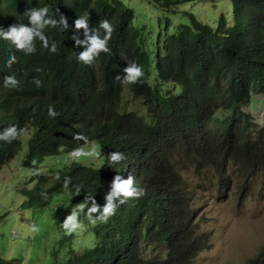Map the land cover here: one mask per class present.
Listing matches in <instances>:
<instances>
[{"label":"trees","instance_id":"1","mask_svg":"<svg viewBox=\"0 0 264 264\" xmlns=\"http://www.w3.org/2000/svg\"><path fill=\"white\" fill-rule=\"evenodd\" d=\"M45 3L69 25L63 32L46 30L55 52L35 41L36 51L25 54L0 39V127L10 122L19 129L16 139L0 141V169L29 131L23 164L33 171L26 184L36 183L20 191L28 206L68 194V210L49 220L54 228L86 196L102 205L116 172L133 175L144 189L104 223H90L82 212V229H62L61 264H194L208 238L198 214L206 190H228L236 171L245 173L238 189L251 174L261 171L264 177V110L257 120L244 109L264 104V0H0V27L27 24L22 13ZM189 3L209 5L203 20L194 10H179ZM148 10L178 21L170 26L173 19H164L161 46L159 32L156 45L146 34ZM85 11L90 27L100 19L112 25L109 51L92 65L76 60L83 46L72 39L73 21ZM76 33L83 39L82 29ZM10 54L16 59L5 66ZM121 54L142 67L136 82L114 79L126 64ZM5 75H14L18 85L4 86ZM135 103L143 110L128 106ZM49 104L58 116H47ZM76 132L87 143L74 139ZM91 143L99 149V162L72 160L60 171L41 173L45 158ZM110 151L125 159L109 166ZM65 177L71 178L67 190ZM76 185L80 193L74 194ZM0 264L19 263L0 252ZM247 264H264V247Z\"/></svg>","mask_w":264,"mask_h":264},{"label":"rangeland","instance_id":"2","mask_svg":"<svg viewBox=\"0 0 264 264\" xmlns=\"http://www.w3.org/2000/svg\"><path fill=\"white\" fill-rule=\"evenodd\" d=\"M139 5L148 9L152 6L150 3ZM190 9L194 10L196 17L203 20L209 5L189 3L179 7L181 12ZM214 13L218 14L217 11ZM167 17L173 19L170 26L178 23L174 15L164 12L148 10L144 16V24L148 23L147 26L152 31H147L146 34H149L155 45L158 32L162 36L160 46L164 41V19ZM260 98L262 96L258 95L253 99ZM254 104L256 106L249 104L244 109L260 120L264 104ZM128 106L143 110L138 103ZM28 136L29 132L23 134L21 149L0 170V252L3 257L14 259L19 264H61L63 231L60 224L59 228H54L49 220L68 210L69 196L56 194L47 205L33 203L28 206L25 203L26 196L19 188H31L36 183L32 181L26 185L27 179L33 175V171L23 164L27 154L25 141ZM72 160L84 164L98 161L97 158L71 159L63 152L58 156L45 158L41 164V173L48 170L53 173L60 171ZM235 174V182L231 188H209L206 190L205 203L199 202L200 229H206L208 238L206 247L200 249L194 257V264H247L264 247V177L261 171L251 174L246 180V186L238 189L245 173L236 171ZM32 225H36L38 230L30 231Z\"/></svg>","mask_w":264,"mask_h":264},{"label":"clouds","instance_id":"3","mask_svg":"<svg viewBox=\"0 0 264 264\" xmlns=\"http://www.w3.org/2000/svg\"><path fill=\"white\" fill-rule=\"evenodd\" d=\"M22 15L27 18L28 23L10 24L7 29L0 27V39L9 41L15 48L22 50L25 54H32L36 51L35 41H40L41 47L47 48L49 52H55L56 42L50 41L45 32L47 29L52 28H55L58 32L67 30L69 25L66 22L65 16L62 14L58 17L55 16L54 10H50L46 3L39 7L26 9ZM88 17L89 13L88 11H85L74 19L72 25V39L74 44L83 46L82 50L76 53V60L86 65H92L101 52L107 53L109 51L108 41L111 38L112 25L107 19H100L97 21L96 26L90 27L88 24ZM78 29L83 30V39H80L77 35L76 30ZM121 55L126 61V64L121 69L122 75L121 73H117L114 76V79L119 80L122 83L136 82L137 78L142 77L143 75L142 67L136 63L135 59L128 60L126 57H123V54ZM15 59L16 57L10 54L4 61L5 66H10ZM3 83L4 86L9 88H14L18 85V81L14 75H5L3 77ZM35 83L39 85L40 81L36 80ZM58 115L59 112L54 109L52 104H49L47 106V116L53 118ZM28 132L29 131L25 130L21 137L24 133ZM18 135L19 129L14 123L9 122L6 123L4 127H0V141L11 142L16 139ZM73 138L84 140L87 143V138L82 133H73ZM27 140L28 138L25 142H27ZM99 154V149L96 143H91L86 148L75 147L70 149L67 156L71 159L87 158L95 160ZM123 159H125L124 153L120 151H110L107 156L108 165L111 167L119 164ZM32 163L35 164L36 161L33 160ZM57 179H59V176H57ZM70 179V177H65L63 180V185L66 190L70 183ZM20 190L21 188H19V191ZM77 193H80L79 185L74 186V194ZM143 194L144 189L134 183L133 175L128 174L126 178H123L118 172H116L107 183V190L103 192L104 202L102 205L97 204L92 195L86 196L82 202L69 208L68 213L61 221L60 227L64 230L65 234L80 230L82 224L79 217L82 212L90 223H104L109 217L115 214L117 207L124 203L127 198H138ZM93 214L95 215L93 216ZM37 230L38 228L36 225H32L30 228V231L33 232Z\"/></svg>","mask_w":264,"mask_h":264}]
</instances>
